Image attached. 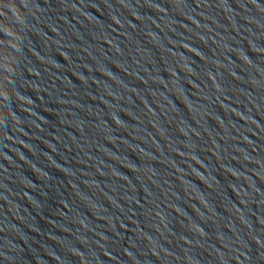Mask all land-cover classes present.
<instances>
[{"label":"water","instance_id":"obj_1","mask_svg":"<svg viewBox=\"0 0 264 264\" xmlns=\"http://www.w3.org/2000/svg\"><path fill=\"white\" fill-rule=\"evenodd\" d=\"M0 264H264V0H0Z\"/></svg>","mask_w":264,"mask_h":264}]
</instances>
